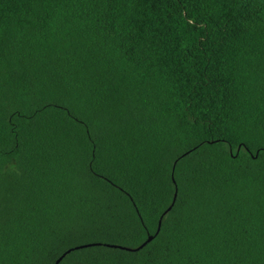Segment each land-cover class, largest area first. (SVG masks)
<instances>
[{"label":"trees","instance_id":"trees-1","mask_svg":"<svg viewBox=\"0 0 264 264\" xmlns=\"http://www.w3.org/2000/svg\"><path fill=\"white\" fill-rule=\"evenodd\" d=\"M262 149L264 0H0V264H264Z\"/></svg>","mask_w":264,"mask_h":264},{"label":"water","instance_id":"water-1","mask_svg":"<svg viewBox=\"0 0 264 264\" xmlns=\"http://www.w3.org/2000/svg\"><path fill=\"white\" fill-rule=\"evenodd\" d=\"M152 238H153V236H149V237L146 239V241H145L140 247L136 248L135 250L142 248L146 243H148L149 241H151ZM86 246H88V245H86ZM82 247H85V246H79V247H77V248H82ZM111 247H118V246H113V245H112ZM77 248H75V249H77ZM119 248H123V247H119ZM72 250H74V248H73V249H69V250L66 251L64 254H62V255L57 259V261L55 262V264H57V263L62 259V257H63L65 254L71 252Z\"/></svg>","mask_w":264,"mask_h":264},{"label":"snow or ice","instance_id":"snow-or-ice-1","mask_svg":"<svg viewBox=\"0 0 264 264\" xmlns=\"http://www.w3.org/2000/svg\"><path fill=\"white\" fill-rule=\"evenodd\" d=\"M262 150H264V149H262ZM181 158H183V157H181ZM173 168H174V166H173ZM146 230V229H145Z\"/></svg>","mask_w":264,"mask_h":264}]
</instances>
